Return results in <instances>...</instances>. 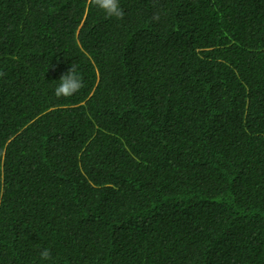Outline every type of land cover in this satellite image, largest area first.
Returning <instances> with one entry per match:
<instances>
[{
  "label": "trees",
  "instance_id": "16d2710c",
  "mask_svg": "<svg viewBox=\"0 0 264 264\" xmlns=\"http://www.w3.org/2000/svg\"><path fill=\"white\" fill-rule=\"evenodd\" d=\"M119 3L0 0V264H264V0Z\"/></svg>",
  "mask_w": 264,
  "mask_h": 264
},
{
  "label": "clouds",
  "instance_id": "9594fccd",
  "mask_svg": "<svg viewBox=\"0 0 264 264\" xmlns=\"http://www.w3.org/2000/svg\"><path fill=\"white\" fill-rule=\"evenodd\" d=\"M91 4L102 10L108 17L122 20L124 18L123 9L120 7L119 0H91ZM0 75H3L0 73ZM84 87L83 78L75 67H71L68 73L62 75L58 86L55 89L57 97L69 98L77 94ZM43 260L51 259L50 251L45 248L40 252Z\"/></svg>",
  "mask_w": 264,
  "mask_h": 264
}]
</instances>
